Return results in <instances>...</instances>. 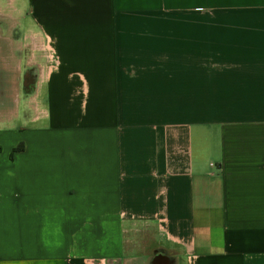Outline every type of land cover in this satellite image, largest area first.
Returning a JSON list of instances; mask_svg holds the SVG:
<instances>
[{"label": "crops", "instance_id": "0c3cea01", "mask_svg": "<svg viewBox=\"0 0 264 264\" xmlns=\"http://www.w3.org/2000/svg\"><path fill=\"white\" fill-rule=\"evenodd\" d=\"M6 18L41 104L0 148V264H264V0Z\"/></svg>", "mask_w": 264, "mask_h": 264}, {"label": "rangeland", "instance_id": "374dc122", "mask_svg": "<svg viewBox=\"0 0 264 264\" xmlns=\"http://www.w3.org/2000/svg\"><path fill=\"white\" fill-rule=\"evenodd\" d=\"M9 10L10 0H0V120L10 121L0 124L4 129H9L0 132V148L7 156L11 153L10 148L13 147L14 151L18 148L25 112L28 110L35 114L36 104H41L36 73L42 62L41 59L20 57L17 46L21 35L19 29L6 18ZM9 37L17 41L15 47L8 43Z\"/></svg>", "mask_w": 264, "mask_h": 264}, {"label": "trees", "instance_id": "16d2710c", "mask_svg": "<svg viewBox=\"0 0 264 264\" xmlns=\"http://www.w3.org/2000/svg\"><path fill=\"white\" fill-rule=\"evenodd\" d=\"M19 151V147L17 149H15V152H18Z\"/></svg>", "mask_w": 264, "mask_h": 264}]
</instances>
